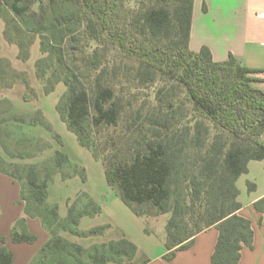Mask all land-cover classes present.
Masks as SVG:
<instances>
[{
    "label": "trees",
    "instance_id": "1",
    "mask_svg": "<svg viewBox=\"0 0 264 264\" xmlns=\"http://www.w3.org/2000/svg\"><path fill=\"white\" fill-rule=\"evenodd\" d=\"M1 9L9 12L4 38L17 46L19 60L29 59L35 37L40 38L41 53L55 55L48 65H43L48 58L36 63L44 92L64 84L59 105L68 131L80 147L101 159L108 187L135 216L150 228L164 226L166 259L215 227L219 235L211 264H238L242 247L252 248L253 231L250 221L238 215L236 182L250 161L264 159V91L253 86L260 82L252 77L256 71L232 55L214 62L207 47L190 51L193 0H0ZM0 81H6L1 67ZM123 83L127 91L153 86L155 138L124 157L107 147L99 154L95 130L118 125ZM174 86L183 100L172 94ZM23 99L27 101L26 95ZM34 124L47 127L44 121ZM54 160L56 168L69 161L59 150ZM5 163L0 157V172L20 185L25 203L24 216L11 228V240H37L27 230V218L39 219L49 234L29 264L133 261L137 247L125 238L86 249L62 236H100L109 228L78 230L84 217L102 213L94 200L82 208L68 200L61 220L58 205L47 202L51 174L41 179L31 165L19 176L7 171ZM247 188L254 191L255 185L248 182ZM253 206L264 213V198ZM11 263L3 245L0 264Z\"/></svg>",
    "mask_w": 264,
    "mask_h": 264
},
{
    "label": "rangeland",
    "instance_id": "2",
    "mask_svg": "<svg viewBox=\"0 0 264 264\" xmlns=\"http://www.w3.org/2000/svg\"><path fill=\"white\" fill-rule=\"evenodd\" d=\"M8 15L7 9L0 10V67L6 76L5 83L0 81V157L6 162L4 168L24 176L26 168L32 165L41 179L51 174L47 202L49 206L58 205L61 220L66 217L68 200L70 205L77 201L79 208L86 205L88 199L104 204L103 213L95 219L84 217L78 227L82 233L90 230L88 227L91 224L109 226L102 235L75 236L61 232L67 240L89 249L92 245L101 244L100 240L104 243L125 238L140 249L134 261L125 264L152 257L157 253L158 246H162L159 237L155 236L158 234L157 229L150 228L143 218L135 216L108 187L101 159L80 147L75 134L68 131L60 114L62 106L59 105L66 87L59 83L51 93L46 94L43 84L38 80L37 61L48 58V62L43 64L48 65L52 60L55 61V55L50 57L41 53L40 38L35 37L29 59L26 62L19 60L17 46L9 44L3 34ZM6 84L11 85L7 87ZM253 86L257 88V85ZM119 92L118 125L96 129L95 141L99 154L102 148L107 147L112 152H120L119 156L124 157L128 150L155 138L154 92L153 86L130 88L127 91L124 83L119 87ZM171 92L183 100L184 94L179 88ZM24 95L27 101H24ZM41 121H44L46 128L34 124ZM57 150L65 153L69 159L68 164L59 168L54 164ZM82 177H85V181ZM21 183L26 184V180ZM239 186H244V177L240 179ZM145 229L152 233L147 235Z\"/></svg>",
    "mask_w": 264,
    "mask_h": 264
},
{
    "label": "crops",
    "instance_id": "3",
    "mask_svg": "<svg viewBox=\"0 0 264 264\" xmlns=\"http://www.w3.org/2000/svg\"><path fill=\"white\" fill-rule=\"evenodd\" d=\"M202 47L209 49L214 62H224L232 55L243 67L256 71L252 77L260 82L254 84L264 91V0H193L189 49L198 53ZM243 177L241 187L239 181ZM248 182L255 185L254 191L248 190ZM236 187L237 201L241 204L238 215L250 221L253 231L252 248L242 247L238 264H264V213L256 212L253 206L264 198V159L250 161L247 173L238 178ZM98 205L103 213L104 204ZM24 209L20 185L0 172V247L4 245L11 253V264H29L49 240L40 220L33 218L26 219V226L37 240L32 244L11 240V228L24 216ZM94 227L98 226L91 224L88 228ZM157 233L155 236L162 245L157 253L133 264H211L219 235L215 227L196 235L192 245L177 251L171 260L166 259L169 251L164 247V226ZM136 247L134 259L140 251Z\"/></svg>",
    "mask_w": 264,
    "mask_h": 264
}]
</instances>
